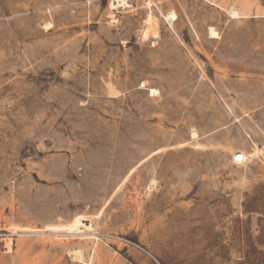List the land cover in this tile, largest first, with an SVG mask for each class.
I'll return each mask as SVG.
<instances>
[{"label":"rangeland","instance_id":"rangeland-1","mask_svg":"<svg viewBox=\"0 0 264 264\" xmlns=\"http://www.w3.org/2000/svg\"><path fill=\"white\" fill-rule=\"evenodd\" d=\"M126 1L0 0V264H264V0Z\"/></svg>","mask_w":264,"mask_h":264},{"label":"bare ground","instance_id":"bare-ground-1","mask_svg":"<svg viewBox=\"0 0 264 264\" xmlns=\"http://www.w3.org/2000/svg\"><path fill=\"white\" fill-rule=\"evenodd\" d=\"M126 0H112V6L113 7H117V6H119V5H123V4H126ZM153 19H152V16H150L149 17V21H150V23H151V21H152ZM148 21V22H149ZM153 22V21H152ZM155 24H156V22H154ZM150 26V25H149ZM152 27L151 28H153L154 26H153V24L151 25ZM149 28V27H148ZM146 30H148L147 28H146ZM146 30H145V32H146ZM154 32V31H153ZM158 32V31H157ZM156 32V33H157ZM216 33V32H215ZM212 34V33H211ZM154 35V34H153ZM214 35V34H213ZM212 35V36H213ZM158 36V35H157ZM148 37V36H147ZM146 37V38H147ZM155 90V89H154ZM154 90H152L153 92H154ZM157 91V90H156ZM153 95H155L154 93H153ZM84 225V227H87V225H85V224H83V222H82V220L80 219L71 229L72 230H74V229H76V230H79V229H81L82 228V226ZM89 228V227H88Z\"/></svg>","mask_w":264,"mask_h":264}]
</instances>
